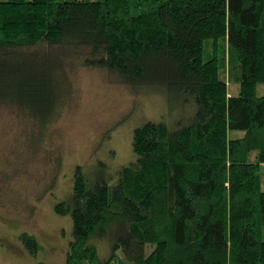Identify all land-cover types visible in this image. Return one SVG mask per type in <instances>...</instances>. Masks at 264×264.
<instances>
[{
    "label": "trees",
    "instance_id": "16d2710c",
    "mask_svg": "<svg viewBox=\"0 0 264 264\" xmlns=\"http://www.w3.org/2000/svg\"><path fill=\"white\" fill-rule=\"evenodd\" d=\"M73 66L159 89L191 116L136 127L114 180L76 166L54 206L72 219L65 264H264V0H0V104L42 134Z\"/></svg>",
    "mask_w": 264,
    "mask_h": 264
},
{
    "label": "rangeland",
    "instance_id": "374dc122",
    "mask_svg": "<svg viewBox=\"0 0 264 264\" xmlns=\"http://www.w3.org/2000/svg\"><path fill=\"white\" fill-rule=\"evenodd\" d=\"M67 70L70 94L42 134L16 107L0 104V264H65L72 219L54 206L69 198L76 166L94 178L107 174L114 180L121 167L135 160L136 127L146 121L173 125L191 116L180 100H170L159 89L133 92L101 68ZM228 87L237 91L231 83ZM258 94H264V84L258 85ZM261 183L264 189V166ZM22 232L42 245L36 257L22 245ZM98 249L102 258L109 254L107 246Z\"/></svg>",
    "mask_w": 264,
    "mask_h": 264
}]
</instances>
